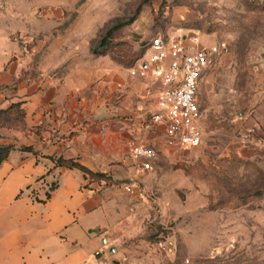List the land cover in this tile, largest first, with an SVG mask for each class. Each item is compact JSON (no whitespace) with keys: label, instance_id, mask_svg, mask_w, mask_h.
Here are the masks:
<instances>
[{"label":"rangeland","instance_id":"obj_1","mask_svg":"<svg viewBox=\"0 0 264 264\" xmlns=\"http://www.w3.org/2000/svg\"><path fill=\"white\" fill-rule=\"evenodd\" d=\"M139 6L136 20L116 29ZM156 35L226 50L199 92L202 145L156 149L135 182L145 205L132 213L137 230L124 261L264 264V194L242 199L264 193V0H0V48L5 38L11 44L0 100L34 93L51 110L72 90L77 104L100 109L98 121L116 115L123 161L155 103L140 64ZM123 124L131 134L120 146Z\"/></svg>","mask_w":264,"mask_h":264},{"label":"crops","instance_id":"obj_2","mask_svg":"<svg viewBox=\"0 0 264 264\" xmlns=\"http://www.w3.org/2000/svg\"><path fill=\"white\" fill-rule=\"evenodd\" d=\"M2 41L0 90L9 79L1 71L11 62V44L6 38ZM140 65L148 71L143 85L155 100L149 109L152 113L159 84L150 76L146 61ZM215 66L200 78V106L199 92ZM76 97L72 90H61L60 101L65 103L51 110L34 93L28 98L9 96L0 100V109L23 102L25 112V130L0 129V145L31 146L37 154L16 150L0 164V264H126V244L137 230L132 227V213L145 202L135 189L124 192L122 187L128 184L125 181L136 176L130 181L136 182L139 176L127 158L128 151L123 161L121 155L117 156L116 130L120 123L116 115L107 110V117L98 121L93 114L100 109L77 104ZM202 121L201 113V128ZM41 125L40 136L29 132ZM121 128L118 144L123 146L129 142L131 131L124 124ZM146 133H137L140 143L150 142L159 151L186 150L168 147L161 127L153 130L152 139ZM51 156L77 160L119 185L93 182L86 186L82 173L56 167L48 158ZM121 161L122 165L116 166Z\"/></svg>","mask_w":264,"mask_h":264},{"label":"built area","instance_id":"obj_3","mask_svg":"<svg viewBox=\"0 0 264 264\" xmlns=\"http://www.w3.org/2000/svg\"><path fill=\"white\" fill-rule=\"evenodd\" d=\"M196 41L193 39L195 43L188 46L181 42L170 43L156 35L146 51L150 53L146 66L150 68V76L158 82L159 91L155 110L144 118L145 127L150 131L161 127L170 148L192 150L202 145L198 101L200 78L226 50L224 44L195 49L198 46ZM146 74L147 70L140 73L141 76ZM127 158L136 175L140 176L152 169L157 150L148 143L131 144ZM122 188L124 192L135 189L141 196L135 182L124 184Z\"/></svg>","mask_w":264,"mask_h":264},{"label":"trees","instance_id":"obj_4","mask_svg":"<svg viewBox=\"0 0 264 264\" xmlns=\"http://www.w3.org/2000/svg\"><path fill=\"white\" fill-rule=\"evenodd\" d=\"M140 11V6L136 9L135 14L125 23H122L116 27L111 28L107 34L104 36V38L99 42L98 47L100 50L104 49L106 42H107V36L109 37L112 31L116 29H119L123 26L132 24ZM94 53H97L94 52ZM23 102H16L11 103L7 108L0 109V129L5 130H25V112L22 108ZM44 126H38L36 128H33L30 130V133H34L37 136L41 135V132L43 130ZM20 151V152H28L32 153L34 155H37L31 146H21L19 148L14 147L13 145H0V164L8 157V155L13 151ZM51 161H54L56 167H63L65 169L69 170H77L80 173L83 174L85 179L87 180L86 186L93 182L101 183L104 182L106 185H119V183L114 182L110 179L109 176L106 174H102L99 172L93 173L92 171L88 170L86 167L81 165L77 160L74 159H63L62 157H48ZM262 191H255L250 193L249 195H246L242 197L243 200H246L250 197H261L263 196ZM48 197V193L46 194Z\"/></svg>","mask_w":264,"mask_h":264}]
</instances>
